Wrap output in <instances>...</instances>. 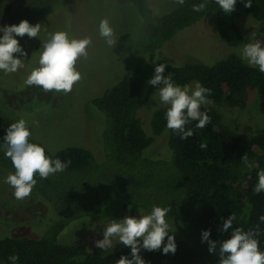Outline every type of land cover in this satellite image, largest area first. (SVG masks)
<instances>
[{
	"label": "trees",
	"instance_id": "16d2710c",
	"mask_svg": "<svg viewBox=\"0 0 264 264\" xmlns=\"http://www.w3.org/2000/svg\"><path fill=\"white\" fill-rule=\"evenodd\" d=\"M7 0H5L6 2ZM135 7L147 23V29L138 45L139 55L153 56L178 32L212 15L220 41L237 46L241 35L235 22L237 14L245 13L258 22L255 42L264 46V0H252L245 7L237 0L235 9L224 13L214 0H208L201 12L192 11V5L204 0H184L161 14H154L148 0H123ZM165 62H154L123 74L100 96L90 100L105 118L103 128L105 160L99 163L95 155L82 147H66L48 151L42 143L29 137L30 143L44 147L45 154L62 162L71 161L68 168L47 179L37 180L31 197L43 202L52 211L50 226L37 238L27 236L0 237V264H11L8 257L17 255L16 264H116L121 255L131 259L130 247L95 254L86 244H63L57 237L69 224L82 218L100 215L117 205L118 214L144 211L153 206L169 207L166 220L175 231V253L141 249L146 264H219L220 241L230 238L236 227L245 230L259 225V248L264 251V192L254 191L257 173L264 170V129L249 137L231 130L219 112L211 106H201L210 117L204 128H196L198 121H190L186 129L193 136L181 139L168 129L167 107L153 111L150 129L154 136L166 135V158H150L143 153L153 138L144 132L137 117L149 95L157 86L148 81L155 67ZM165 75L172 73L175 84L188 85L199 81L211 90L207 99L212 105L243 107L253 93L264 114V73L248 65L240 56L230 53L213 64L190 62L176 67L165 63ZM17 116L0 110V144ZM206 143L201 149L199 145ZM246 155L248 164L241 158ZM0 168L14 173L11 160L0 150ZM236 217L233 228L221 231L223 221ZM210 231L209 240L216 241V250L208 251V242H202V232Z\"/></svg>",
	"mask_w": 264,
	"mask_h": 264
},
{
	"label": "rangeland",
	"instance_id": "374dc122",
	"mask_svg": "<svg viewBox=\"0 0 264 264\" xmlns=\"http://www.w3.org/2000/svg\"><path fill=\"white\" fill-rule=\"evenodd\" d=\"M148 2L154 14L167 12L178 4L177 0ZM105 18L109 20L117 37L113 48L99 35V23ZM234 19L241 35V42L237 46H228L220 41L213 16L209 15L178 32L151 57L138 54V45L146 32L147 23L134 6L123 0H0V27L18 25L22 20L28 21L30 25H41L37 38L14 34L27 55L20 57L18 53L13 54L23 59L24 66L17 72L5 74L0 70V110L24 119L30 136L42 143L48 151L56 152L71 146L82 147L90 150L97 161L102 163L105 160V118L90 104V100L100 96L123 74L139 68L147 69L154 62L171 65L199 62L210 65L230 53L241 57L244 44L255 42L258 22L241 12ZM57 31L67 32L70 38L89 37L92 41L87 48V57H81L75 65L82 79L67 94L55 90L44 92L41 87L25 83L30 72L39 67L42 44L50 33ZM188 85L194 86V82ZM254 96L251 93L243 107L202 106L215 108L226 126L241 136L249 137L264 129V114L260 112L258 100ZM163 107L168 106L160 101L157 86L137 112L144 132L153 138L151 145L144 150L146 157H167L166 135L154 136L150 129L153 111ZM7 176L0 168V237H39L50 226L52 211L31 195L17 200L13 195L14 189L5 182ZM117 209V205L109 206L100 215L72 222L60 232L58 241L63 244L83 242L89 252L105 253L95 246V242L103 239L104 228L111 220L147 215L144 211L118 214ZM169 230V235L175 238L172 226ZM113 242L112 250L125 247L117 239ZM164 242H167V237Z\"/></svg>",
	"mask_w": 264,
	"mask_h": 264
},
{
	"label": "clouds",
	"instance_id": "9594fccd",
	"mask_svg": "<svg viewBox=\"0 0 264 264\" xmlns=\"http://www.w3.org/2000/svg\"><path fill=\"white\" fill-rule=\"evenodd\" d=\"M219 8L226 14L235 9L237 0H214ZM245 7H251L252 0H243ZM178 4H184V0H177ZM208 0L200 4L192 5V11L201 12L205 9ZM41 25H30L22 20L18 25H5L0 27V70L5 74L15 73L24 65L23 59L14 57L18 53L24 57L27 53L19 45L15 36L37 38ZM99 35L104 38L106 44L113 48L117 43L114 29L108 19H102L99 23ZM92 41L89 37L70 38L65 31L50 33L41 46L39 67L34 68L25 81L28 86L41 87L44 92L55 90L65 94L71 92L75 83L82 79L81 73L76 70V62L81 57H87V48ZM241 58L248 64L257 66L264 73V46L260 42L244 44L240 52ZM167 65L161 63L155 67L154 76L148 81L152 86H158L160 101L167 105V128L178 134L180 138L187 139L193 136L192 129H186L190 121H198L196 128H204L210 123V117L205 111H201L202 105L211 104L207 99L211 90L204 87L199 81L194 86L175 84L172 73L165 75ZM180 67V65H176ZM162 85V86H161ZM31 133L24 119L11 123L6 129L0 150L11 160L15 169L9 173L5 182L13 189V195L17 200H23L31 195L32 189L37 183L34 178L37 174L41 179H47L50 175L65 171L71 161L62 162L60 159H52L46 156L44 147L36 143H30ZM201 149L207 147L206 143L199 145ZM241 160L248 164V158L244 155ZM258 182L254 191L259 194L264 192V170L257 173ZM169 207L153 206L151 212L140 217L125 216L120 220H111L104 228L103 239L97 240L95 246L104 252L111 251L114 247V239L123 245L130 247L131 259L121 255L116 264H146L141 258V249L148 251L161 250L162 242L167 237V243L163 244V254L175 253L176 245L174 237L169 235V223L166 220ZM236 217L230 215L223 221L220 229L222 232L233 228ZM264 221V216L259 218ZM260 235L259 225L245 230L236 227L230 234V238L220 241L219 264H264V251L259 248L257 237ZM210 231L202 232V242H208L210 253L216 250V241L209 240ZM142 239V243L140 240ZM11 264H16L19 257L10 255Z\"/></svg>",
	"mask_w": 264,
	"mask_h": 264
}]
</instances>
